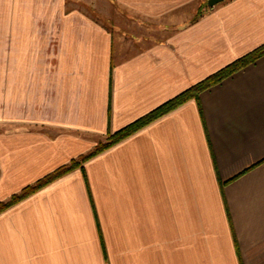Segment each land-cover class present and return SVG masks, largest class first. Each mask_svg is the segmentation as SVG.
<instances>
[{
	"label": "crops",
	"instance_id": "obj_1",
	"mask_svg": "<svg viewBox=\"0 0 264 264\" xmlns=\"http://www.w3.org/2000/svg\"><path fill=\"white\" fill-rule=\"evenodd\" d=\"M111 2L0 0V202L264 44V0ZM0 264H264V56L0 212Z\"/></svg>",
	"mask_w": 264,
	"mask_h": 264
},
{
	"label": "trees",
	"instance_id": "obj_2",
	"mask_svg": "<svg viewBox=\"0 0 264 264\" xmlns=\"http://www.w3.org/2000/svg\"><path fill=\"white\" fill-rule=\"evenodd\" d=\"M262 56H264V44L254 49L253 51L247 53L246 55L238 58L232 63L226 65L225 67H223L216 73L202 80L201 82L177 94L173 98L169 99L165 103L156 107L155 109H153L146 115L140 117L139 119L135 120L134 122L126 125L122 129L114 133H109L104 141H100L93 149H91L87 153L79 155L77 158L72 159L69 163L61 165L55 170H53L52 172L41 177L40 179L35 181L33 184H30L24 187L19 193L12 195L9 200L0 202V212L6 210L10 206L23 200L27 196L40 190L41 188L47 186L54 180L68 174L69 172L77 168L83 169V164L87 162L89 159H91L92 157H94L95 155H97L98 153L108 149L109 147L119 142L120 140L130 136L131 134L135 133L142 127L155 121L156 119L160 118L161 116L175 109L179 105L183 104L187 100L193 97H198V95L202 91L207 90L210 87L221 83L223 80L232 76L239 70L254 63Z\"/></svg>",
	"mask_w": 264,
	"mask_h": 264
},
{
	"label": "rangeland",
	"instance_id": "obj_3",
	"mask_svg": "<svg viewBox=\"0 0 264 264\" xmlns=\"http://www.w3.org/2000/svg\"><path fill=\"white\" fill-rule=\"evenodd\" d=\"M111 1L113 0H93V1L92 0H77L78 2L77 4H79L80 7H82L85 12L95 16L94 18L100 20L101 22L105 23L108 26L109 25L114 26L112 25L113 19L109 18L111 16L110 14L111 8H113L114 10L115 9L118 10L119 15L120 13L122 14H126V13L124 10L117 8L115 4L113 5Z\"/></svg>",
	"mask_w": 264,
	"mask_h": 264
},
{
	"label": "water",
	"instance_id": "obj_4",
	"mask_svg": "<svg viewBox=\"0 0 264 264\" xmlns=\"http://www.w3.org/2000/svg\"><path fill=\"white\" fill-rule=\"evenodd\" d=\"M224 0H208V5L209 6H215L217 5L218 3H221L223 2Z\"/></svg>",
	"mask_w": 264,
	"mask_h": 264
}]
</instances>
